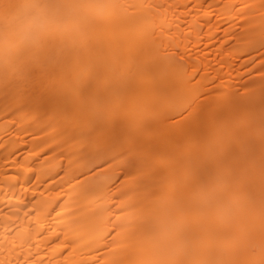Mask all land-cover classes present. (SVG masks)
<instances>
[{
  "label": "bare ground",
  "instance_id": "bare-ground-1",
  "mask_svg": "<svg viewBox=\"0 0 264 264\" xmlns=\"http://www.w3.org/2000/svg\"><path fill=\"white\" fill-rule=\"evenodd\" d=\"M0 264H264V0H0Z\"/></svg>",
  "mask_w": 264,
  "mask_h": 264
}]
</instances>
